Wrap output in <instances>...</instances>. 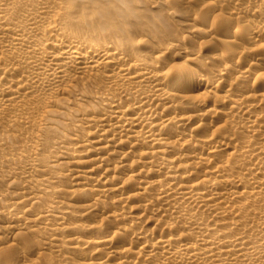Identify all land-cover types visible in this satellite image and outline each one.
I'll return each mask as SVG.
<instances>
[{
    "label": "bare ground",
    "instance_id": "6f19581e",
    "mask_svg": "<svg viewBox=\"0 0 264 264\" xmlns=\"http://www.w3.org/2000/svg\"><path fill=\"white\" fill-rule=\"evenodd\" d=\"M214 1L194 18L177 11L193 0L151 2L175 22L162 41L113 33L88 0H0L7 235L48 264H264V0ZM17 247L12 264L35 256Z\"/></svg>",
    "mask_w": 264,
    "mask_h": 264
},
{
    "label": "rangeland",
    "instance_id": "374dc122",
    "mask_svg": "<svg viewBox=\"0 0 264 264\" xmlns=\"http://www.w3.org/2000/svg\"><path fill=\"white\" fill-rule=\"evenodd\" d=\"M145 1H147V5L146 4L140 5L141 3L138 0H88V2L90 4H92L89 11H91L93 21L95 23H101V24H103L104 22L106 24H109L111 22V20H112V23L114 21L115 23H113V25L111 26L110 29L115 34L119 33V32H123L125 34V36H127L130 39L133 36L138 35V31H140V29H142V30H144L146 32H151V33H153V32L157 33V32L160 31L162 33L160 35V36H162L160 39H162V41L167 39L169 37V35H171V29H173V27L175 26V22L173 24V22L172 23H171V21L168 22L165 19V13L164 12H166V11L163 8H160V6H158V7L156 6V7L152 8V4H150L151 2H156L157 3L159 1L161 2L162 0H145ZM216 2L214 0H193L192 4H190V6H187V8H184V10L181 7H177L178 8L177 11L178 12H185L187 14L189 12V16L191 18H194L195 16H197L199 14V12H201V9L203 7H205V6H207V5L213 4L214 6L217 5L219 7V4L216 3ZM97 6H99V7H97ZM221 6L223 7L222 4H220V7ZM134 9H136V10H134ZM93 10H95V11H93ZM209 17H210V19L208 18V20H207V28H209V26L210 27L214 26L213 28L215 30L217 29L216 32L219 34L218 36H220L221 32H222L221 33L222 35H225L226 34V32H225L226 30H224V28L221 27V24H220V22H222V20H219L220 18H218L216 16H213V15L209 16ZM135 18H138V19L136 20ZM208 23H209V25H208ZM214 23H216V26L214 25ZM217 23L220 26H218ZM153 24H154V26H153ZM155 25H156V28H155ZM221 28L224 31V34H223V31L220 30ZM155 29H157V30H155ZM188 30L189 29L186 28L185 31H188ZM219 30H220V32H218ZM200 41H201V43H200ZM189 42H190L188 44L189 48L194 47V45H196L197 47H201L202 46L201 48L203 50L204 49H206V50L209 49L210 46L212 47V45L215 46V47L216 46L221 47L220 44H216L215 45L214 42H211V44L210 43H203V40H201V39H196L194 41H189ZM212 43H214V44H212ZM198 44H199V46H198ZM247 46H249V45H247ZM247 46L244 45L243 47L247 48ZM251 47H252V49H255V47L249 46V48H251ZM207 55H210V54L209 53H202L201 54V56H203V57H205ZM201 59H205V58H201ZM172 62L176 63V64L177 63L179 64V63L182 62V59H180L178 57V55L176 54V55H174V57H172ZM194 69H196L197 73L200 74L199 70L196 67ZM190 114L193 115L192 113H190ZM52 121L53 122H51V123L53 124L54 127H61L62 125L65 124V122H64V120H62V118H55ZM60 135L62 136L63 134H61L60 131H58L57 136H60ZM4 169L5 168H3L2 170H4ZM14 182L18 184L17 180H15ZM5 183H7V182L6 181L3 182V185L0 184V193H2V192L4 194L8 193L7 192L8 191V187H7V184H5ZM17 187L19 188L20 186H17V185L9 186V191L17 190L18 189ZM5 189H7V191H5ZM85 195H86V198H87L88 195L86 193H79V194H77L76 196H74L72 198H69V197L65 198V196H64L62 198L63 199L62 201L65 204L67 203V206L70 207L71 209L73 208L72 210L77 213V212H80L79 210H81V208L85 204V200H86ZM2 202H1V205L4 206V207H7V206L10 207L9 205H10L11 202H12V205L14 203H16L15 200H11V201L8 200V202L7 201L6 202L2 201ZM42 203L39 206L43 207V205L45 203H43V204ZM135 206H136V203L134 201L128 202L127 205H126V212H128L131 208H134ZM131 210H134V209H131ZM103 218H104V216H102V218L101 217H97L96 220H92V221H90V223H88L89 222L88 221L86 224L94 225L95 223H92L93 221L94 222L98 221V223H100ZM148 218H149V219H147L148 221L146 220V226L149 229V228L152 227L153 218L151 216H148ZM0 219H1L0 220V225L2 226V227L0 226V233H1L0 234V264L3 263V262H7V261H8V264L9 263L12 264L11 262H9V260L12 259L11 257L14 255V253L12 251L13 249H11V245L16 244V246H17V243H18V246L20 245V247H17L19 250H21L26 244H28L31 247L32 250L35 249L36 251H35V256L34 257L30 258L29 260H25V261L21 260L22 262L20 261V262H17L15 264H39V263L40 264H48L49 260L53 257L52 254H50V252L37 251L36 243L34 245V242H35L36 239L33 236H32L33 237L32 238L33 241H32L31 238H30L31 235L29 234V236H28V234H26V233H20V234L19 233H14V234H8L7 235V232L2 230V228L3 227L5 228V225H6L5 218L3 216H1ZM66 222H68V224L69 223L71 224V223H73L75 221L71 220V219H68V220H66ZM113 230H114L113 228L109 229V230L107 229L104 232H105V234L108 233L109 236H112L111 234H113V232H115V230L114 231ZM3 234H4V236H2ZM108 234H106V235H108ZM15 235H17V237ZM121 241H123V240L116 239V241H114V242L117 245L120 246L121 245L120 243H122ZM116 244H115V246H117ZM12 248H13V246H12ZM6 252L8 254L4 255V254H6ZM72 261L73 262L71 264H81V262H83V260H78V259H73ZM108 264H113V261L110 260L108 262Z\"/></svg>",
    "mask_w": 264,
    "mask_h": 264
}]
</instances>
